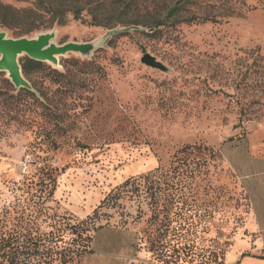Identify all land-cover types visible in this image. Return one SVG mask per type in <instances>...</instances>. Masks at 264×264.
I'll list each match as a JSON object with an SVG mask.
<instances>
[{
    "label": "rangeland",
    "instance_id": "374dc122",
    "mask_svg": "<svg viewBox=\"0 0 264 264\" xmlns=\"http://www.w3.org/2000/svg\"><path fill=\"white\" fill-rule=\"evenodd\" d=\"M116 1L131 4L133 24L71 17L30 37L95 47L44 63L61 74L32 76L34 105H10L0 72V228L59 236L52 264H198L182 254L185 239L211 264H264V0ZM176 4L181 22L168 15ZM191 17L211 21L182 22ZM157 21L150 34L143 23ZM146 54L166 71L143 64ZM149 159L151 171L118 178ZM108 226L133 231L137 246L107 262L119 248L103 232L86 256ZM69 252L81 254L66 263Z\"/></svg>",
    "mask_w": 264,
    "mask_h": 264
},
{
    "label": "trees",
    "instance_id": "16d2710c",
    "mask_svg": "<svg viewBox=\"0 0 264 264\" xmlns=\"http://www.w3.org/2000/svg\"><path fill=\"white\" fill-rule=\"evenodd\" d=\"M34 6L31 8L19 9L12 5H6L0 2V28L8 29L13 32L14 38L31 37L40 32L52 30L55 27L66 26L70 18L75 21L86 22L92 26H100L107 29H114L118 26H125L127 21L124 19L128 14L131 4L116 0H33ZM183 1V0H179ZM190 1V0H186ZM180 7L172 6L168 11L171 18L180 19ZM107 13V14H106ZM88 18V19H87ZM182 22H209V18L191 17L184 19ZM142 24V23H141ZM135 23L136 26L141 25ZM154 34L163 25L162 22L157 21L151 25L150 23H143ZM151 25V26H150ZM20 66L23 76L31 84L34 90L35 84L31 83L33 75L40 73L43 70L49 69L50 74H58V71L48 68L44 63L31 60L29 57H22L20 59ZM1 75V74H0ZM1 82L9 89L5 94L12 100L10 105L18 107L23 104L34 105L35 101H39L36 94L28 89H20L17 95H14L13 85L10 80L2 77ZM37 91V90H36ZM47 110H51L49 106ZM188 148L180 150L175 157L184 154ZM159 171V167L156 168ZM126 185L120 188L124 189ZM184 189H189L185 185ZM107 200V199H106ZM104 200V203L106 202ZM198 211L193 210L190 220H195ZM102 228V227H101ZM98 228L90 237V246L85 247L84 251L90 253L92 241L96 232L101 229ZM59 236L43 234H35L32 228L28 226H16L14 228L3 229L0 228V264H52L59 256V251L56 246L60 242ZM140 241V240H139ZM141 248V241L139 243ZM183 252L186 257H190L189 261H196L198 264H211L213 261L211 257L205 254H200L199 247L196 241L185 239L182 241ZM69 252L68 255H61L65 262H73L75 258L79 257L81 252ZM216 262V261H215ZM218 264V263H217Z\"/></svg>",
    "mask_w": 264,
    "mask_h": 264
},
{
    "label": "water",
    "instance_id": "95a60500",
    "mask_svg": "<svg viewBox=\"0 0 264 264\" xmlns=\"http://www.w3.org/2000/svg\"><path fill=\"white\" fill-rule=\"evenodd\" d=\"M55 34L51 32L42 33L34 38L10 37L0 29V72H6L8 79L17 89L32 90L31 84L23 76L20 66L22 57L40 63H52L58 65L59 57L70 53L89 55L94 50L93 44L69 43L62 46L54 43ZM142 63L153 69L166 71V67L150 54H146Z\"/></svg>",
    "mask_w": 264,
    "mask_h": 264
},
{
    "label": "crops",
    "instance_id": "0c3cea01",
    "mask_svg": "<svg viewBox=\"0 0 264 264\" xmlns=\"http://www.w3.org/2000/svg\"><path fill=\"white\" fill-rule=\"evenodd\" d=\"M154 161L152 159H149L148 161H139L136 162L134 165H130L125 167L121 172L118 174V178L122 179L125 177H128L130 174H144L149 171H151L154 168ZM103 232H108L111 233V237L107 239L105 246L109 248H119V252L115 254L114 251H112L114 254H106L111 257L108 259L107 262H111L112 258L115 255H119L120 257H124V255H130V252L134 250V247L137 246L138 243V237L135 235L133 231L127 230V229H121V228H116V227H102L99 229L95 237L92 241L91 245V251L90 253H87L86 256H91V255H96L97 254V247H99V241L97 237L99 234ZM102 253V252H99ZM104 253V252H103Z\"/></svg>",
    "mask_w": 264,
    "mask_h": 264
}]
</instances>
